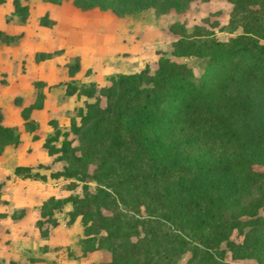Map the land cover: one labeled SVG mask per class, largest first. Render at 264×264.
<instances>
[{
    "label": "trees",
    "instance_id": "16d2710c",
    "mask_svg": "<svg viewBox=\"0 0 264 264\" xmlns=\"http://www.w3.org/2000/svg\"><path fill=\"white\" fill-rule=\"evenodd\" d=\"M69 1L80 9L97 7L116 14L161 4L160 0ZM244 1L250 4H243L238 32L225 39L206 30L181 33L171 42L169 54L159 55L151 72L143 67L137 72L111 76L109 84L100 87L105 96L103 107L93 102L86 103L85 108L78 107V117L70 118L68 129L76 135L84 131L80 139L86 147L80 156L71 154L67 132L55 127L44 137L42 146L53 154L52 162L69 155L75 163L83 159L93 165L91 173L82 176L69 161L50 170L49 177L93 179L107 188H97V192L109 200V214H93L94 223L97 216L103 220L105 235L96 236L93 231L99 228L92 229L86 217L85 208L90 202L87 198L95 199L96 195L70 198L69 220L79 215L82 226L83 236L78 240L81 254L97 247L110 250L111 260L96 264H173V258L186 247L193 253L195 262L191 264L204 260L206 264H227L221 260L222 249L215 254L217 260L213 258L211 248L220 240H225L232 250L250 242L255 244L256 264H264V215L259 213L264 209V95L238 90L229 96H218L209 86L226 72L245 74L264 84V0ZM12 4L13 12L24 20L27 3L12 0ZM38 22L50 23L46 13ZM18 35L0 30V40L4 42ZM52 52L38 51L35 57L45 59ZM189 55L199 58L198 73L186 61L175 59ZM77 66L78 61L66 63L68 74ZM32 83L37 86L34 98L20 108L22 125L29 131L37 126L30 110L42 106L44 94L40 87L46 82ZM76 90L75 85L65 82V94ZM94 91L93 82L88 89H82L86 95ZM176 127L180 138L163 141L166 129ZM86 131L91 137L85 136ZM58 135L62 136L60 145L50 144ZM18 141V131L0 122V151ZM179 141L185 142L181 151ZM213 144L232 145L233 149L210 152ZM41 165L16 164L12 173L44 180L46 175L34 170ZM139 206L143 214H139ZM231 227L242 231L241 244H233L224 233ZM159 231L169 239L165 252L157 239ZM132 235L134 240H130ZM188 238L199 241L202 247L193 246ZM151 252L157 254L148 258Z\"/></svg>",
    "mask_w": 264,
    "mask_h": 264
},
{
    "label": "rangeland",
    "instance_id": "374dc122",
    "mask_svg": "<svg viewBox=\"0 0 264 264\" xmlns=\"http://www.w3.org/2000/svg\"><path fill=\"white\" fill-rule=\"evenodd\" d=\"M160 1L161 4L156 7L116 14L109 9L97 7L80 9L69 0L59 2L28 0L25 30L9 42L0 40V43H5L0 53H7L10 47L13 52L12 45L18 44L22 47V44H25L23 41L27 40L36 47L32 51L30 48L26 51L19 48L17 51L19 53L11 56L9 64H0V83L11 81V78L22 83L19 92L13 96V105L0 108V122L12 125L16 131L22 132L23 137L22 140L19 138L16 144L5 145L0 151V264H96L111 260L110 250L106 247H97L81 254L78 242L83 236L80 217L77 215L70 221L68 214L72 208L70 198L78 200L87 194L96 195L95 199L87 198L90 202L88 209L85 208L86 217H89L92 229L99 228L93 231L96 236L105 235L102 228L103 220L100 221L98 217L109 214V200L102 198L97 191L107 188L93 179L48 176L50 170L61 168L69 161L76 171L83 174L82 176L90 174L93 165L83 159L75 163L69 155L52 162L53 154H49L51 159L47 162L23 164L24 160L33 156L32 145L19 146V142L25 143L28 138L44 139L56 127L68 133L71 154L75 157L80 156L86 147L83 138L80 139L84 131L80 135L72 134L68 129L70 118L74 116L77 119L78 116L75 115L77 108H85L86 103H97L100 107L105 105L104 92L100 87L108 85L111 76L137 72L143 67H147L148 72H151L159 55L163 52L169 54L171 42L181 33L190 35L206 30L218 39H225L230 33L239 31L243 4L247 7L250 4L244 0ZM236 2L239 4L235 6ZM9 8V0L0 1V15L5 13L4 21H8L10 15L14 13L13 9L10 12ZM44 13L50 21L47 25L38 22ZM3 25L0 16L2 31L5 30L1 28ZM38 51L53 52L48 58L37 59L35 53ZM175 59L186 61L195 73L200 71L199 58L194 55ZM74 61H78L77 69L69 75L66 63ZM34 80H45L46 83L40 87L44 94L43 104L36 108V117L40 123L37 121L34 130L29 131L22 125L20 108L33 100L37 90V86L32 83ZM67 81L77 87L72 94L64 93ZM91 82L95 84V91L92 95H86L82 89H88ZM209 86L218 96L221 94L229 96L238 90L252 95H264V84L254 81L245 74L234 72L220 75ZM33 133L36 137H32ZM163 134L161 136L163 141L180 138L177 136V127L174 130L167 128ZM85 136L91 137V133L86 131ZM61 138L62 136L58 135L50 144L59 146ZM178 147L181 151L182 147H185V142L179 141ZM16 148L21 150L18 151ZM221 149L231 152L233 147L213 144L210 152H219ZM184 154L186 153L183 152ZM36 163L43 165L34 170L45 174L44 180L20 177L12 173L16 164ZM5 174L9 176L6 177ZM50 197L61 199V202L57 204L49 199ZM94 204L97 205L95 210ZM139 209V214H143L141 206ZM259 213L264 215V209H259ZM93 214H99L96 217L97 223L93 222ZM156 226L158 227V224ZM167 229L166 226L165 230ZM159 232L157 239L160 241V249L165 252L170 246L169 239L163 237L161 234L163 231ZM224 233L228 234L227 237L233 244H241L242 231L236 227H231ZM134 239L135 236L132 235L130 240ZM113 240L116 244L117 239L114 237ZM188 241L193 246L202 247L197 240L188 238ZM98 242L102 243V240ZM220 249L224 250L221 260L227 264H256L255 244L251 242L232 250L225 240H220L216 247L211 248L215 260L218 258L215 254ZM155 254L157 252H151L148 258ZM138 258L141 259L142 256ZM192 262L195 260L193 261L190 247H186L173 258V264ZM201 263L206 264L205 260L197 264Z\"/></svg>",
    "mask_w": 264,
    "mask_h": 264
},
{
    "label": "crops",
    "instance_id": "0c3cea01",
    "mask_svg": "<svg viewBox=\"0 0 264 264\" xmlns=\"http://www.w3.org/2000/svg\"><path fill=\"white\" fill-rule=\"evenodd\" d=\"M2 1V0H0ZM10 1V12L13 9V4H12V0ZM20 1V0H19ZM21 3H28V0H24ZM43 4V3H42ZM12 6V8H11ZM2 18V23L4 22V25L1 28H4L5 32L7 33H11V34H22V31L25 30V27L27 25V19L25 18L24 20H20L19 17L15 14L12 13L10 16L11 18L8 19V21H4V16L5 13L3 12L2 15H0ZM21 36V35H20ZM25 44H22V47H19L18 44L12 45L13 48V52H11V47L8 51H6L7 53H0V64L1 63H7L9 64L11 62V56H15V54H18L19 52H17L20 49L24 48V51H26V49L30 48L31 51L33 49H35V45L32 42H25L23 41ZM5 43H0V52L2 51L3 45ZM17 52V53H16ZM3 68L6 70V68L3 66ZM7 71V70H6ZM45 81V80H44ZM21 81L20 80H16V79H12L11 81L4 82V83H0V108H5L6 106L13 105L12 104V100H13V96L16 92H19L20 88L19 86L21 85ZM19 113V111H18ZM36 108H33L30 112V117L33 118L36 122L38 121L37 117H36ZM22 119V118H21ZM37 123H40L39 121ZM6 125V124H5ZM8 125V124H7ZM12 126V125H9ZM19 130V128L17 129ZM19 133V138L20 140L23 139L22 137V132H18ZM31 135V134H30ZM26 139V138H25ZM42 141L43 139L40 138H36L34 140H25V143H23L22 141L19 142V146L21 145H32V153L33 156L31 157V159H27L24 160L22 163L26 164V163H33L36 161H41V162H47L51 159V156L43 149L42 147ZM18 147V146H17ZM6 148V147H5ZM18 151L21 150L20 148H16ZM36 150V151H35ZM6 175V174H5Z\"/></svg>",
    "mask_w": 264,
    "mask_h": 264
}]
</instances>
